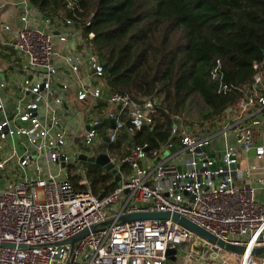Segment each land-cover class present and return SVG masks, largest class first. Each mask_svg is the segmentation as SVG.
Listing matches in <instances>:
<instances>
[{"label": "built area", "instance_id": "built-area-1", "mask_svg": "<svg viewBox=\"0 0 264 264\" xmlns=\"http://www.w3.org/2000/svg\"><path fill=\"white\" fill-rule=\"evenodd\" d=\"M21 3V25H4L6 43L24 54L23 68L39 74L42 80L33 83L25 78L21 91L33 97L20 103L12 118L0 121V183L5 180L6 188L0 196V264H264V253L249 252L250 248L264 247V202L260 199L264 165L243 167L241 155L253 150L264 162V145L254 143L252 130L264 129V59L254 63L252 83L241 90V100L225 109L219 130L196 133L182 113L171 112V140L159 149H148L147 144L133 146L124 159L110 153V143L125 127L134 135L144 125H153L156 101H138L127 91H112L104 97L102 83L92 89L81 87L77 91L79 100L91 95L118 107L104 115H89L85 138L76 150L77 155L89 156L106 152L116 169L111 174L122 177L111 193L100 196L93 192L89 177L77 171L81 189L69 177L56 181L53 174H49L50 179L41 175V156L48 165L62 166V156L67 166L69 163L64 148L68 131L57 108L63 99L53 89L58 59L64 58L76 75L80 72L82 59L62 54L58 46L70 37H81L82 30L71 18H51L41 14L30 0ZM93 36L89 33L90 38ZM84 58L89 77L105 81L100 58L93 53ZM222 67L217 59L210 68V78L217 83V92H234L236 86L225 81ZM7 85L0 80V90ZM4 110L0 99V111ZM106 118H115L116 125L103 134ZM14 129L26 139L24 155L16 159L14 151L4 157L9 152L6 137ZM231 133L237 147L227 143L222 156L211 154L216 134L228 137ZM174 145L179 147L170 151ZM165 150L170 151L167 158L160 155ZM180 154L183 162L173 163ZM126 163L130 166L128 173L123 170ZM167 211L188 218L226 244L245 246L247 250H226L172 217L121 220L134 212ZM108 220L112 221L106 224ZM84 231L81 238L69 241ZM170 248L175 250V259L167 253Z\"/></svg>", "mask_w": 264, "mask_h": 264}, {"label": "trees", "instance_id": "trees-1", "mask_svg": "<svg viewBox=\"0 0 264 264\" xmlns=\"http://www.w3.org/2000/svg\"><path fill=\"white\" fill-rule=\"evenodd\" d=\"M30 2L45 16L73 19L91 53L100 58L109 91H127L138 101H156L153 125H144L134 135L125 127L110 143V153L120 159L133 146L159 149L169 142L173 126L169 114L183 113L196 95L205 105L204 118L212 120V126L222 125L225 109L241 100V90L252 83L254 63L264 59V0ZM217 59L225 81L236 86L234 92H217L209 74ZM110 126L106 120L104 129ZM85 163L96 195L106 196L116 188L118 182L109 171L97 163ZM67 168L68 177L81 189L75 165ZM123 170L130 172L128 163Z\"/></svg>", "mask_w": 264, "mask_h": 264}, {"label": "crops", "instance_id": "crops-1", "mask_svg": "<svg viewBox=\"0 0 264 264\" xmlns=\"http://www.w3.org/2000/svg\"><path fill=\"white\" fill-rule=\"evenodd\" d=\"M6 2V4H4ZM0 80L7 82V87L4 90H7L5 95L0 94V99H2L5 110L6 108L10 110V116L6 115L5 110L1 111L3 113V120L5 117L12 118L15 114L18 105L25 104L30 100L33 95L31 93H22L21 88L25 78L31 79L33 83H38L42 79L39 74L31 72L23 68L25 56L24 54L19 53V56L16 58L9 49L15 50L7 45V35L8 32L4 29L5 24H11L13 27L20 26L18 23V17L22 11L21 0H0ZM43 18V17H42ZM41 18V19H42ZM43 21V20H42ZM43 24V23H42ZM58 33V32H56ZM60 44V43H59ZM63 44L62 49L59 48L60 52L63 54L70 53L74 57H79L82 60L80 66V72L78 75L73 73L69 66L66 64L65 59H58L56 65L58 66V74L56 76V83L54 85V94L63 99L62 104L57 106L58 110L63 111L61 113L62 123L64 128L67 129L68 144L70 147H75V152L82 145V140L85 138V131L89 127V115L94 113H101L104 115L105 111L108 110H118V107L115 109L107 99L95 100L91 95H88V98L84 100H79L77 98V91L81 87H86L92 89L93 86H96L98 83L104 85V97L111 92L107 87L105 81L101 78H90V68L88 61H85L84 57H88L91 54V49L86 43V39L82 35L81 37L73 36L70 37L67 42ZM16 51V50H15ZM64 85H67L64 88ZM102 102V106L98 105V102ZM87 105V107L85 106ZM67 107V108H65ZM68 111V112H67ZM43 111H39V115H42ZM110 120V118H106ZM104 121V122H105ZM103 122V134L105 132L109 133L113 128L110 126L108 129H104ZM76 127V128H75ZM75 128V129H74ZM254 133V143L264 145V129L260 130L253 128ZM214 133V132H212ZM212 146L210 148V153L213 155L222 156L226 147V144L237 147V142L234 134H229L228 137H223L220 134H216ZM69 136L71 137V142L69 143ZM21 139V143H25L26 139L24 137L18 136ZM79 138V139H78ZM83 138V139H82ZM68 147L65 148V150ZM69 149V148H68ZM241 154V153H240ZM242 157V166L245 167L251 164L264 165V162L258 160L255 156L254 151H250V154L244 155ZM254 175L250 178V181L253 179ZM260 199L264 202V191L260 193Z\"/></svg>", "mask_w": 264, "mask_h": 264}, {"label": "rangeland", "instance_id": "rangeland-1", "mask_svg": "<svg viewBox=\"0 0 264 264\" xmlns=\"http://www.w3.org/2000/svg\"><path fill=\"white\" fill-rule=\"evenodd\" d=\"M63 44H59V48L62 49ZM10 52L17 58L19 56V53L15 50L9 49ZM24 83V81H22ZM7 90L1 89L0 90V94L1 95H5ZM51 105L54 107L56 106L54 99H51ZM87 107V105H85ZM67 108V107H65ZM205 108V105L201 99V97L199 95H196L193 97V99L189 102V104H187L186 108L184 109V112L182 113L183 116L186 118V120H188L191 123V127L194 129V131L196 133H212L215 132L217 130H219L222 125H220V123H218V126H212V120H208L204 118V114H203V110ZM10 110H8L6 108L5 113L6 115L10 116ZM68 112V111H67ZM61 113L63 114L64 112L61 111ZM4 116L3 113L0 111V121L3 120ZM187 121V122H188ZM188 122V123H189ZM201 122H203V125H201ZM76 128V127H75ZM74 128V129H75ZM6 141H7V145L9 148V152H6L4 157L9 156L13 153H15V158H20L21 156L24 155V147L23 144L21 143V139H19L18 134L16 133V129H14V132L12 134H9L6 137ZM79 139V138H78ZM83 139V138H82ZM71 137L69 136V143L71 142ZM68 147L66 150L68 151V156H69V164H74L76 167V170L74 171L76 173V171L78 173H80V175L82 176H86L87 172H86V167L87 164L83 161L78 160L76 157H74L75 155V147H70L69 145L64 146V148ZM89 150H92L94 152L95 149L90 148ZM160 155L163 158H167L170 156V151L169 150H165L163 152L160 153ZM184 160V156L182 154H180L177 158L172 159V162L175 164H180L181 162H183ZM39 164L42 165V172L41 175H43L46 178H49V174H53L54 178L56 181H66L68 179V168L66 166V168H62L61 165L57 164V163H51V165H48L47 159L44 158V156L39 157ZM50 179V178H49ZM4 181H1L0 183V196H2L6 190L5 188V184ZM263 254V253H262Z\"/></svg>", "mask_w": 264, "mask_h": 264}, {"label": "water", "instance_id": "water-1", "mask_svg": "<svg viewBox=\"0 0 264 264\" xmlns=\"http://www.w3.org/2000/svg\"><path fill=\"white\" fill-rule=\"evenodd\" d=\"M120 107V106H119ZM116 125V119L112 118L111 119V127L115 128ZM107 140H109V138H106ZM179 145H174L171 146L169 148L170 151L175 150L176 148H178ZM206 148V147H205ZM200 150V149H198ZM74 157L78 158L80 161L83 162H92V163H97L99 165H101L105 171H109L112 174L116 173V169L114 168V164L111 162L110 160V156H108V154L106 152H102L99 153L98 155H87L84 153H80V154H76L74 155ZM66 157L62 156V167L66 168L67 166V161H65ZM115 179L117 182H120L122 177L119 175H115ZM172 217L174 220L180 221L182 224H184L185 226L190 227L191 229H193L194 231H196L197 233L201 234L204 237H208L212 242H216L219 246H221L224 249H231L237 252H245L247 250V248L245 246H236V245H232L230 243H225L222 240L218 239L215 235H213L212 233H209L208 231L206 232L205 230H203L202 228H200L198 225H196L195 223H193L192 221H190L188 218L186 219L184 216L178 214V213H171L170 211L167 212H147V213H142V212H134V213H130L127 214V216H123L121 218V220L123 221H127V220H135V219H147V218H161V219H167ZM112 220H108L106 222L110 223ZM81 232L79 234H77L76 236H74L73 238H70L69 241L71 242H75L76 240H78L79 238L82 237V235L85 233ZM174 249L170 248L168 249V254L173 255L174 253ZM249 252H251L252 254H260V253H264V247H259V248H250ZM172 259H175V256H172ZM169 264V263H168Z\"/></svg>", "mask_w": 264, "mask_h": 264}]
</instances>
